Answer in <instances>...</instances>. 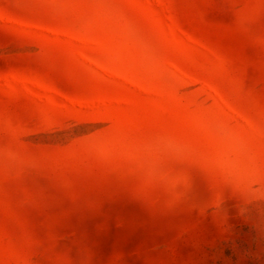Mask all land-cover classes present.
<instances>
[{
  "label": "rangeland",
  "instance_id": "1",
  "mask_svg": "<svg viewBox=\"0 0 264 264\" xmlns=\"http://www.w3.org/2000/svg\"><path fill=\"white\" fill-rule=\"evenodd\" d=\"M0 264H264V0H0Z\"/></svg>",
  "mask_w": 264,
  "mask_h": 264
}]
</instances>
